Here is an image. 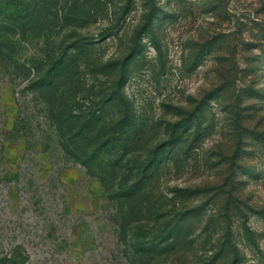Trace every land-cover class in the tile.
<instances>
[{
  "label": "rangeland",
  "instance_id": "1",
  "mask_svg": "<svg viewBox=\"0 0 264 264\" xmlns=\"http://www.w3.org/2000/svg\"><path fill=\"white\" fill-rule=\"evenodd\" d=\"M8 2L0 264H264V0Z\"/></svg>",
  "mask_w": 264,
  "mask_h": 264
},
{
  "label": "trees",
  "instance_id": "2",
  "mask_svg": "<svg viewBox=\"0 0 264 264\" xmlns=\"http://www.w3.org/2000/svg\"><path fill=\"white\" fill-rule=\"evenodd\" d=\"M10 6H11V10L13 11V13L11 14H15L18 18L21 17L22 15V10H21V6H23V0H8ZM3 14V11L0 9V15ZM175 245V244H174ZM214 260H217L214 259ZM204 263H206V261H202Z\"/></svg>",
  "mask_w": 264,
  "mask_h": 264
}]
</instances>
